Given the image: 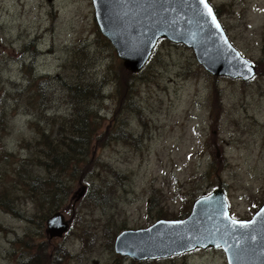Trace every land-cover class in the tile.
Wrapping results in <instances>:
<instances>
[{"label": "rangeland", "instance_id": "rangeland-1", "mask_svg": "<svg viewBox=\"0 0 264 264\" xmlns=\"http://www.w3.org/2000/svg\"><path fill=\"white\" fill-rule=\"evenodd\" d=\"M208 1L255 65L250 79L215 76L189 47L166 39L129 75L91 0H0V264H227L213 247L134 263L113 248L123 229L185 218L195 199L216 188L235 219L250 218L264 202V0ZM78 62L86 80H103L112 67L116 81L133 87L114 90L108 77L101 84L92 106L102 120L83 130L88 155L77 171L73 161L53 170L68 193L49 212L17 169L47 178L42 145L69 130L61 120ZM83 185L89 192L76 199ZM10 196L25 215L6 209ZM56 211L71 229L49 238L45 220Z\"/></svg>", "mask_w": 264, "mask_h": 264}, {"label": "water", "instance_id": "water-1", "mask_svg": "<svg viewBox=\"0 0 264 264\" xmlns=\"http://www.w3.org/2000/svg\"><path fill=\"white\" fill-rule=\"evenodd\" d=\"M212 17L199 0H92L98 28L130 72L139 71L149 59L156 42L167 39L192 49L205 70L215 76L250 79L255 66L230 42L212 6ZM86 187L81 186L79 199ZM227 205L228 217L220 215ZM264 203L244 229L231 224L225 192L216 188L198 197L190 213L181 219H157L138 229H124L114 240V251L132 260L164 258L196 248H220L227 264H264ZM49 238L61 237L70 227L60 211L45 220ZM254 237V239H253ZM237 240L241 243L237 244ZM217 245H220L217 247Z\"/></svg>", "mask_w": 264, "mask_h": 264}, {"label": "trees", "instance_id": "trees-1", "mask_svg": "<svg viewBox=\"0 0 264 264\" xmlns=\"http://www.w3.org/2000/svg\"><path fill=\"white\" fill-rule=\"evenodd\" d=\"M164 40L165 39L158 40L157 44L158 43L160 44V42H163ZM81 46H83V44L80 43L79 47L82 48ZM29 65L30 68L33 67L32 61L30 62ZM76 69L78 71V79L74 83L66 84L70 96L69 98L71 104L69 107L70 112L67 118L61 120V125H63L62 129L69 128V130H66L67 133H61V131L64 130H60L58 132L59 134L57 141H55V139L52 138L46 141L44 145H42V147L46 150L44 151L43 155L39 157L40 161H43L45 165H48L49 168H51L47 170L48 171L47 178H43V176L40 173H39L40 175L35 174L33 170L29 171V168H26L24 166L17 169L18 175H20L21 178L23 176V179L26 180L25 183H23V185L31 191V194L32 193L39 194L41 197L38 198V201L50 205L49 212L51 211V209H53V207L56 206L57 209L60 203H64L62 201L63 199L62 197H64L68 193V186L63 184V180L60 178L58 174L56 175L55 173H53V170L56 168H59L60 170L64 166L68 165L69 161H73L75 162V166L73 168L74 170L77 171L78 169L76 167L77 162L86 159L88 155L90 138L88 139L89 133L83 130L91 129V127L94 130H96L95 128L98 126V124H100V121L102 120L97 115L96 110H94L92 106V101L93 100L95 101V99L98 98L99 93L102 92L103 90L101 84L104 81H106V79L111 78L114 81L112 85L114 90L126 91L133 87L132 83L130 84L128 82L125 84L122 83L121 77H119L118 80L116 81L114 77L115 72H113L114 70L112 67L108 68V74L104 75L103 80L100 79L99 81H97L96 78L86 80L85 78L82 77L85 71L87 70L86 65L84 63L81 64L80 62H78L76 65ZM125 71L129 75L132 73L129 72L128 70ZM43 77H44V82L43 83L38 82L39 84L38 86H41L43 84V88H44L45 87L44 83H47L49 78L43 75L42 77H40V79H42ZM54 77H58V75ZM35 80L36 79L34 78L32 81L35 82ZM60 80L65 81L63 78H60ZM43 88L40 89L43 90ZM129 98H132V95L129 96ZM59 121L60 120H58L56 124H59ZM115 121L116 118L114 117L112 124L116 123ZM115 125L118 126L117 124ZM84 132H87V135H85ZM62 144L65 147V149L64 147L62 149ZM25 161L26 159L24 160V162ZM21 171H23V173ZM87 192H89V188L85 191V193ZM1 199L2 197H0V200ZM7 200L8 203H11V205L9 206L7 205L8 206L6 207L7 210L15 213L18 216L25 215L21 211L19 213L18 212L19 210L18 209L16 210L15 207L14 209L12 208L13 205H16L17 203L16 196L7 197ZM70 229H71V225L69 227V230ZM41 248L42 247H40L38 250L39 253L41 252ZM31 258H33V256H31ZM148 261L150 260H147V262ZM134 262H140V261H132V263ZM58 263L59 261L57 262V264ZM33 264H41V262L33 261Z\"/></svg>", "mask_w": 264, "mask_h": 264}, {"label": "snow or ice", "instance_id": "snow-or-ice-1", "mask_svg": "<svg viewBox=\"0 0 264 264\" xmlns=\"http://www.w3.org/2000/svg\"><path fill=\"white\" fill-rule=\"evenodd\" d=\"M199 2L201 4H203L204 8L207 10V14L208 16H211L212 17V24H214L217 28H219V24L216 23V18L215 16H212V9L208 6L207 3H205V0H199ZM226 208H227V205H222L221 206V212H220V215H222L223 217L227 218L228 217V212L226 211ZM264 211V210H262ZM231 224L233 225H236V224H239V226L241 228H248L249 227V223H246V222H243V221H237L236 219H232L231 220ZM254 239V237H253ZM241 241L240 240H237V244H240ZM220 245H217V247H219Z\"/></svg>", "mask_w": 264, "mask_h": 264}]
</instances>
